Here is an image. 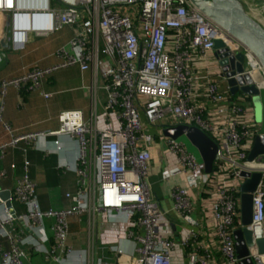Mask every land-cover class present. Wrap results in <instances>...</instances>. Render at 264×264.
<instances>
[{"label":"built area","instance_id":"1","mask_svg":"<svg viewBox=\"0 0 264 264\" xmlns=\"http://www.w3.org/2000/svg\"><path fill=\"white\" fill-rule=\"evenodd\" d=\"M55 2L51 7V0H0V13L9 15V44L15 49L23 48L31 33L62 26L73 33L57 51L59 63L33 66L3 80L2 86L39 90L55 70L77 64L92 74L89 117L81 109H62L56 129L11 133L0 144V154L20 142L36 141L47 152V137H55L52 142L59 149V136L68 135L78 145V187L66 194L71 207L42 209L25 160L23 175L10 189L13 212L0 199V264H25L30 252L56 264H102L93 248L96 219L101 216L111 224L123 216L118 228L134 242L128 264H181L171 256L178 244L186 249L187 264H239L233 231L241 227L242 172L260 174L252 192L248 228L253 245L248 256L252 264H264V252L256 243L264 238V152L248 159L260 123L249 107L250 95L242 92L231 99L229 77L219 64L214 41L222 40L229 52L230 71L234 61L229 57L243 54V70L232 77L247 74L256 87L264 88V67L258 58L190 0ZM177 125L195 126L215 143L210 171L177 137L163 133ZM148 126L156 127L161 139L147 133ZM155 141L164 161L160 180H173L167 209L150 180ZM4 176L0 171V178ZM17 202L24 207L21 213L15 210ZM169 212L186 230L179 243L173 238ZM81 214L87 215L90 245L76 252L68 244V219Z\"/></svg>","mask_w":264,"mask_h":264},{"label":"crops","instance_id":"2","mask_svg":"<svg viewBox=\"0 0 264 264\" xmlns=\"http://www.w3.org/2000/svg\"><path fill=\"white\" fill-rule=\"evenodd\" d=\"M246 1L243 0L244 7L246 6ZM4 17V13H0V19ZM63 27L57 29L60 31ZM57 29L45 34L34 35L47 36L57 32ZM68 29L70 30L69 27ZM2 31L3 28H0V35ZM70 32V37L56 48L51 49L50 46L44 44L41 47L42 51L39 52L35 59L28 64L22 65L21 68L16 66V59L9 58L6 55L5 49L10 48L13 51L23 50L29 42L30 36L28 35L27 41L21 49H15L10 44L8 48H3L0 45V144L10 139L11 133L54 130L58 127V114L61 110L59 112L52 111L47 104L38 105L36 103V97L48 100L53 93L61 91L58 89L48 91L44 88L47 84H50V86H53L55 82L60 85L71 84V90L76 92V97L73 100V106L70 108L81 109L84 116L86 118L89 117L91 99L88 87L91 84L92 74L89 69L82 71L77 64L55 70L43 80L39 90L27 91L14 85L2 86L3 80L19 77L33 66L45 68L59 63L61 58L57 55V51L70 41L73 35L71 30ZM4 64L8 65L7 69L3 67ZM98 93L102 98L104 97L103 90H99ZM5 125H9L10 130L6 129ZM54 139L55 137L46 138L44 144L47 147V152L42 150L40 143H36L37 141L35 143L20 142L15 146L7 147L5 152L0 154V171L5 172V176L0 178V189L10 190L13 187L15 180L23 175V162L28 160L29 177L35 183L40 207L42 209L71 207L73 203L66 194L74 193L78 187V176L74 171L78 145L72 137L60 135L59 139L62 144L59 149H56L52 142ZM154 159L159 160L161 163V154L156 152V155L152 158L150 173V180L153 183L152 190L161 206L167 209L171 205L168 191L173 184V180L163 181L162 185L156 182L159 181L160 176L155 170L157 164ZM11 165H14V167H11ZM14 207L18 213L24 210L23 205L18 202L14 204ZM167 216L174 230L173 238L179 243L186 231L184 225H182L181 219L173 212H169ZM194 217L200 220L198 213ZM122 219L123 216L118 221ZM68 220V244L76 252L85 251L90 245L87 215L71 216ZM118 221L115 224L106 223V217L104 216L96 219L93 248L94 254L101 259L102 264L129 263V253L133 251L134 242L119 230ZM49 223L50 221H46V225ZM49 236L51 237L52 235ZM200 239H203V237ZM113 247L120 249L122 252L114 251ZM185 252L186 249L182 245H176L171 252L172 259L181 264H187ZM25 261V264H56L45 261L39 253L34 252H30Z\"/></svg>","mask_w":264,"mask_h":264},{"label":"water","instance_id":"3","mask_svg":"<svg viewBox=\"0 0 264 264\" xmlns=\"http://www.w3.org/2000/svg\"><path fill=\"white\" fill-rule=\"evenodd\" d=\"M190 1L217 25L247 47L264 67V26L246 11L241 0ZM9 25V15L6 14L4 18L0 19V28H3L0 35V45L3 48L9 47ZM223 46L222 40L214 41L215 54L219 64L226 76L229 77L230 92L234 94L239 90L251 97H259L260 133L255 137L253 147L248 155V159H253L264 152V88L256 87L247 74L232 77L236 73L242 72L244 56L239 52L229 57L231 63L234 61L233 69L230 71L227 65L229 52ZM163 133L172 138L185 134L199 150L206 171L211 170L216 145L204 132L195 126L177 125L164 128ZM241 175L245 178L241 185V227L233 231V238L239 264H252V259L248 255L253 241L252 232L248 225L252 216V192L255 190L260 174L242 172ZM9 197V189H0V199L5 202L9 211L13 212ZM256 243L259 251L264 252V238L258 239Z\"/></svg>","mask_w":264,"mask_h":264},{"label":"rangeland","instance_id":"4","mask_svg":"<svg viewBox=\"0 0 264 264\" xmlns=\"http://www.w3.org/2000/svg\"><path fill=\"white\" fill-rule=\"evenodd\" d=\"M50 5L51 7H56L57 3L55 2V0H51ZM245 9L252 17L258 20L264 26V6H263L262 0H247ZM70 30L68 29V27L64 26L60 31L58 30L57 32L53 34H50L47 36H41V37L35 36L33 33H31L29 34L30 36L29 42L27 43L26 47L23 50L13 51L12 49L8 48V49H5V53L9 58L16 59V62H17L16 66L21 68L22 65L28 64L33 59H35V57L39 54V52L42 51L41 47L44 44L50 46V48L53 49V48H56L59 44L65 42L70 37V34H71ZM7 66H8L7 64L3 65V67L6 69H7ZM71 87H72L71 84H65V85L61 84L60 85L57 82H55L53 86H50V84H47L44 86L46 90L54 91L58 89L61 91L58 93H53L52 96L48 100L36 97V103L38 105L47 104L48 106H50V109L52 111L54 110L57 112H59L62 109L70 108L73 106L72 105L73 100H75V97H76V92H73L71 90ZM242 95L243 93L238 90L231 96V99L236 100L238 97H241ZM249 101L251 103L249 107H251V109L253 110L255 121L259 124L260 123L259 97L258 96L250 97ZM146 132L149 134L155 135L156 139H161V135L157 133L156 127L148 126ZM176 141L178 143H183L187 152L191 153L197 161H202V157L200 155L199 150L197 149L195 145H193V143L190 141V139L185 134L178 136L176 138ZM155 143L157 144H155V146L151 148L152 158L154 157V155H156V152H158V148H159L158 142L155 141ZM161 146L165 147L163 143L161 144ZM154 160L157 164V167L155 168V170L161 177L163 160L161 161V163L159 160H156V159ZM163 166H164V161H163ZM160 177H159V181H156V182L162 185L163 181L160 180ZM47 231L49 235H52V232L50 231L48 227H47Z\"/></svg>","mask_w":264,"mask_h":264}]
</instances>
